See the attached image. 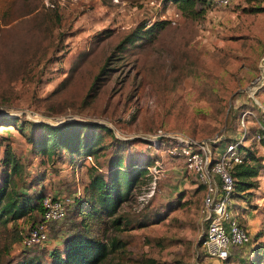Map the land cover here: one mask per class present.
Wrapping results in <instances>:
<instances>
[{"label":"rangeland","instance_id":"obj_1","mask_svg":"<svg viewBox=\"0 0 264 264\" xmlns=\"http://www.w3.org/2000/svg\"><path fill=\"white\" fill-rule=\"evenodd\" d=\"M196 1L200 12L191 18L164 0H0V114L15 117L16 124L77 120L111 130L102 134L96 158L58 151L47 159L34 155L16 128L0 126V182L7 172L1 163L6 144L19 165L11 180L23 182L21 190L70 201L83 194L88 167L103 172L114 154L125 163L131 157L148 164L117 212L129 220L127 228L101 227L107 238L124 243L101 264H146L145 259L209 264L201 245L203 190L177 152H169L176 142L157 137L158 130L209 142L216 150L238 139L243 121L244 145L253 147L264 165V147L251 140L264 127V0H232L220 8L211 7V0ZM160 20L167 24L115 52L108 74L89 90L127 33L140 22ZM28 132L25 124L23 133ZM257 181L250 207L231 202L250 243L229 249L230 264H249L256 258L252 249L264 244V169ZM70 207L62 219L48 223L45 241L30 247L14 243L1 262L30 256L46 262L74 229ZM39 219V210L33 211L16 224L23 233ZM137 221L146 225L133 226ZM259 254L264 264V250Z\"/></svg>","mask_w":264,"mask_h":264},{"label":"trees","instance_id":"obj_2","mask_svg":"<svg viewBox=\"0 0 264 264\" xmlns=\"http://www.w3.org/2000/svg\"><path fill=\"white\" fill-rule=\"evenodd\" d=\"M164 1L175 4L180 14L185 17L192 18L200 12L196 9V0ZM165 24L167 21L164 20L150 24L145 21L138 23L115 45L112 53L95 75L89 90H93L97 83L108 74L107 65L115 52H125L144 35L153 33ZM16 123L15 117L0 114V126L16 128L30 144L33 154L45 155L47 159L58 151L66 153L70 158L72 156L96 158L103 149L102 134H111L108 127L96 122L72 120L59 125L43 122ZM25 124L29 128L27 135L23 133ZM34 129L40 131L38 135L31 134ZM256 130L255 133L263 135L260 140V144L263 145L264 131ZM238 149L243 154L240 163L234 164L231 169L234 182L232 200L243 202L245 206L250 207L255 197V190L258 188L257 176L264 169V165L262 158L256 154L253 147L239 145ZM1 163L7 167V172L5 168L0 182V264H101L111 254L122 250L124 243L115 237L107 238L101 227L104 223L115 231L127 228L129 220L125 215L117 212L133 187L142 181L146 174L147 163L137 164V161L132 160L131 157H128L125 163L122 155L114 154L108 158L105 171H99L95 165L88 167V182L84 186L83 194L70 202V215L76 218L72 222L74 229L63 237L61 249L54 248L49 251L46 262L34 256L1 262L2 257L8 254L11 245L20 243L22 240V233L16 221L30 216L33 211L40 212L39 202L43 196L27 193L20 188L23 182L18 186L11 180V175L18 172L19 165L12 155L11 147L7 144L4 147ZM199 187L203 190L201 185ZM234 207L239 205L234 204ZM238 222L243 226L239 219ZM33 224L31 223L28 227ZM145 225V221H137L133 224L137 228ZM258 236L259 234L254 235L255 239ZM263 250L264 244L257 243L252 249L256 258L251 259L249 264H259L261 262L259 253ZM145 262L158 264L153 259H145Z\"/></svg>","mask_w":264,"mask_h":264},{"label":"built area","instance_id":"obj_3","mask_svg":"<svg viewBox=\"0 0 264 264\" xmlns=\"http://www.w3.org/2000/svg\"><path fill=\"white\" fill-rule=\"evenodd\" d=\"M231 1L211 0L210 5L220 8ZM259 129L264 131L263 126H259ZM156 136L170 138L176 142L169 152H177L183 159L184 170L203 187L199 216L204 225L201 245L205 254L223 264H230L229 249L250 243L248 231L239 224L237 214L231 208L234 191L231 169L234 164L240 163L243 152L238 147L244 145L247 140V129L243 121L238 139L229 141L216 150L211 148L209 142L184 141L176 135H168L160 130ZM261 138L263 135L257 132L252 135L251 140L261 145ZM261 146L264 147V144ZM70 202L66 197L42 196L39 202L41 218L31 227H27L22 233L20 243L30 247L45 241L48 223L62 219Z\"/></svg>","mask_w":264,"mask_h":264},{"label":"crops","instance_id":"obj_4","mask_svg":"<svg viewBox=\"0 0 264 264\" xmlns=\"http://www.w3.org/2000/svg\"><path fill=\"white\" fill-rule=\"evenodd\" d=\"M207 262H209V264H212L213 263V261L211 260V258H209L207 261H206V263Z\"/></svg>","mask_w":264,"mask_h":264},{"label":"water","instance_id":"obj_5","mask_svg":"<svg viewBox=\"0 0 264 264\" xmlns=\"http://www.w3.org/2000/svg\"><path fill=\"white\" fill-rule=\"evenodd\" d=\"M61 124V123H60ZM59 125V124H58Z\"/></svg>","mask_w":264,"mask_h":264}]
</instances>
